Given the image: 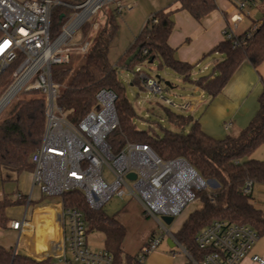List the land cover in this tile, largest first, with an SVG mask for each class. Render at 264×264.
<instances>
[{
  "label": "trees",
  "instance_id": "trees-1",
  "mask_svg": "<svg viewBox=\"0 0 264 264\" xmlns=\"http://www.w3.org/2000/svg\"><path fill=\"white\" fill-rule=\"evenodd\" d=\"M62 3L76 4L83 0H60ZM179 8L186 9L194 18L199 19L217 7L216 0H178ZM75 9L65 4L56 5L51 16L50 37L56 36L65 19ZM115 9L105 14L101 24L91 38V45L84 53V61L69 76L70 68L56 65L52 77L62 87L57 103L62 107L68 121L77 123L93 106L95 94L100 88L111 89L115 93V109L118 125L106 136L111 153H117L126 141L148 144L162 159L181 157L214 188L206 187L195 191L200 201L181 221L179 227L171 231L175 240L184 245L193 256H201L194 236L214 219H228L233 222L253 226L259 237L264 236V209L254 204L250 190L244 188L248 183L264 184V158L250 156L252 151L264 144V89L258 95V108L247 125L236 134L214 138L205 133L197 118L161 104L165 116L174 129L163 128L162 133H149L138 128L134 121L137 115L125 95V87L119 79V69L132 71V83L140 88L143 82L136 67L146 61L157 62L158 68H170L186 82L193 83L210 96L218 94L232 73L243 60L254 67L264 61V13L256 28L247 29L232 38H222L208 52L213 56L211 70L192 78L193 64L178 59L174 49L168 44V35L173 27L171 9L162 7L152 12L143 23L134 41L115 63L108 59V51L118 31ZM155 19V20H154ZM93 20H86L78 29V42L90 38ZM250 34H248V32ZM89 36V37H88ZM236 40V44L233 41ZM136 47L139 52L126 63L127 57ZM11 68L7 67L0 79L2 86L9 81ZM170 85V84H169ZM29 98L17 99L7 113L0 119V180L10 178V173L20 174L31 171V153L39 146L44 132L45 99L38 91ZM189 126L184 131L183 128ZM26 194L14 197L3 193L0 196V229L9 225L10 218L6 209L26 203ZM64 207H75L82 211L89 229H98L106 237V248L114 261L120 259V239L124 226L113 217L105 215L100 208H91L80 189L66 190L61 194ZM32 201V200H31ZM114 242L109 241L111 236ZM112 240V241H113ZM146 243V242H145ZM173 250V247H170ZM134 255L126 254L130 263ZM50 258L36 260L24 253L15 252L0 244V264H49Z\"/></svg>",
  "mask_w": 264,
  "mask_h": 264
},
{
  "label": "built area",
  "instance_id": "built-area-1",
  "mask_svg": "<svg viewBox=\"0 0 264 264\" xmlns=\"http://www.w3.org/2000/svg\"><path fill=\"white\" fill-rule=\"evenodd\" d=\"M107 0H83L76 4L60 0H0V79L3 71L11 68L9 81L0 84V114L21 90L38 91L45 99L46 123L39 146L31 153V188L39 185L46 197H55L58 208V240L56 249L41 257L31 250V223L36 209L26 218L31 202L30 193L21 219L9 221V227L18 231L14 251L36 260L50 258L49 264H114L112 254L105 248L92 249L86 239V223L82 211L64 207L61 194L66 190L80 189L91 208H100L113 194L123 195L124 187L141 204L144 211L155 218L157 230L135 254L130 263L146 264L147 255L157 248L165 236H170L178 250L186 257V264H239L249 255L259 238L256 229L247 223L228 219H214L199 230L194 240L201 256H193L178 243L161 215H179L184 207L196 198L195 191L208 187L205 181L183 158L164 160L146 143L126 141L115 154L109 150L107 134L118 125L114 105L115 93L100 88L93 106L77 123L67 120L57 103L61 83L52 77L54 65L69 61L73 46L85 53L91 40L81 44L73 41L76 30ZM254 0H235L237 12L229 19L232 26L222 29L224 38H232L236 21ZM65 4L75 10L65 19L59 33L50 37L51 16L56 5ZM155 20V19H154ZM92 23L93 27L97 24ZM254 25L250 30L256 28ZM251 31L248 32L250 34ZM71 42H74L71 44ZM236 44V40L233 41ZM139 71L143 87L157 93L171 108L187 110L190 102L177 103L162 94V80ZM230 122L225 123L228 127ZM106 164L112 174L108 179L103 173ZM134 172L133 179L126 175ZM246 191L251 187L247 183ZM21 193L17 192V196ZM24 228L29 229L27 242ZM28 243V244H27ZM252 261L264 264V257L251 254Z\"/></svg>",
  "mask_w": 264,
  "mask_h": 264
},
{
  "label": "crops",
  "instance_id": "crops-1",
  "mask_svg": "<svg viewBox=\"0 0 264 264\" xmlns=\"http://www.w3.org/2000/svg\"><path fill=\"white\" fill-rule=\"evenodd\" d=\"M216 2L217 7L199 19L194 18L186 9L179 8L178 1L172 8L173 27L168 35V44L174 49V54L178 59L194 65L192 78L211 70L213 56L210 58L211 55H208L207 52L223 38L222 29L232 26L229 17L237 12L235 0H216ZM262 13H264V0H254L236 21L234 33L239 34L260 24ZM207 56L209 59L205 60ZM168 83L171 86L169 81ZM262 89H264V61L254 67L248 60H243L218 94L210 96L189 82L187 90L182 96V102H190L185 113H190L194 118H197L205 133L214 138H223L227 134H236L247 125L258 108L257 98ZM226 122H230L228 127H225ZM250 156L258 159L264 158V144L257 146ZM20 193L27 195L23 191ZM253 202L264 209V200L261 197L258 200L254 199ZM194 208L181 212L178 215L179 224L174 228L170 227V230H176L185 216ZM57 216L58 208L53 204L40 206L36 209L31 223L30 252L33 255L41 257L56 249V241L59 236ZM12 219L17 218H10V220ZM10 229L16 231L18 237V231ZM169 237L168 235L164 237L166 242L164 247L158 246L147 255L146 264H186V257L182 253L177 252L172 255L176 245L169 246L167 239L170 244H173ZM259 238L253 244L249 255L257 254L264 257V236ZM3 246L7 248L6 245ZM170 247H173V250H170ZM9 248L11 249V246ZM249 255L243 258L239 264H260L252 261Z\"/></svg>",
  "mask_w": 264,
  "mask_h": 264
},
{
  "label": "rangeland",
  "instance_id": "rangeland-1",
  "mask_svg": "<svg viewBox=\"0 0 264 264\" xmlns=\"http://www.w3.org/2000/svg\"><path fill=\"white\" fill-rule=\"evenodd\" d=\"M177 1L178 0H107L104 2L101 8H99L90 16L89 20H93V22L98 26V24L103 22L106 13L114 11L115 9L119 11L117 13L118 31L116 36L113 38L108 51L109 61L111 63H115L118 57L127 50V48L134 41L137 33H139L146 18L152 12L162 7L172 9L176 6ZM235 10L237 11L236 8ZM96 27H93L89 33V36L91 35L90 38L86 37L83 42H85L87 39L91 40L93 34L96 31ZM78 29L74 34L73 41L76 44H81L77 41L79 39ZM74 42H71V44ZM212 56L216 55H211L210 58H212ZM206 59H209V56L205 57V60ZM83 61L84 53L78 52L77 46H73L69 52V61L61 65H65L70 68L69 76H71V74H73L79 65L83 63ZM139 68L141 71L151 77H156V75H158L162 80V94L177 103H182V96L185 93V90H187L189 82L183 81L181 76L170 68H158L157 62L148 63L144 61L139 65ZM119 79L125 87L126 97L133 105L137 114L134 118V121L138 128L146 129L149 133L156 132L158 134L162 133L163 128H176L168 122L163 108L161 107V104L165 106L167 104L162 101L157 93H153L145 87L140 88L136 83H132V71H128L123 68L119 69ZM166 80L171 83V86L165 84L164 81ZM33 95V92H25L23 90L19 91L12 101L7 105V107L2 111L0 114V119L7 113V111L17 99L29 98ZM172 109L183 113L187 111L185 109L175 107ZM188 129L189 126H185L183 128L184 131ZM103 173L108 179H112V174L106 164L103 165ZM30 180L31 171H23L18 175L15 173H10L9 179L0 180V196L3 193H7L9 196L14 197L17 192L21 191L26 192L28 195L31 187ZM207 185L210 188L215 187L214 184H210L208 182ZM123 190L125 192L123 195L120 196L118 194H113L101 206V211L105 215L115 218L124 226V234L119 241L121 256L119 261H114V264H127V259L125 258L126 254L134 255L138 253L145 242L150 239L153 232L157 230L155 218L143 210L141 204L135 199L133 195L128 193V189L126 187H124ZM250 192L253 200H258L260 197L262 200H264V184L254 183L251 186ZM30 196L32 201L29 203L26 210L27 219H29L31 216V210H33V208L37 209L40 206L51 204L53 203L54 199L58 198L57 196L49 198L46 197L43 193H41L39 185L33 186L32 190L30 191ZM48 201L52 202L47 203ZM199 205L200 201L198 199H194L184 207L182 212H185L187 209L190 210L192 207H199ZM25 207L26 203L13 205L6 209V213L10 218L21 219L25 211ZM178 217V215L175 216L174 221L170 225L166 226L173 228L176 227L179 224ZM17 238L16 231L11 230L9 227L0 229V244L6 245L7 248L11 246V249L13 250L16 245ZM113 238H115V235H112L111 239L109 238L108 240L114 242ZM86 239L89 247L92 249H107L105 246L107 241L105 240L106 237L104 233L96 228L89 229L87 231ZM165 244L166 242L163 239L158 246L164 247ZM174 250H178L177 246L174 247Z\"/></svg>",
  "mask_w": 264,
  "mask_h": 264
},
{
  "label": "water",
  "instance_id": "water-1",
  "mask_svg": "<svg viewBox=\"0 0 264 264\" xmlns=\"http://www.w3.org/2000/svg\"><path fill=\"white\" fill-rule=\"evenodd\" d=\"M139 52V47H136L135 48V50L133 51V53H131L128 57H127V59H126V63H128L137 53ZM156 77H158L159 78V76L158 75H156ZM165 82V84L166 85H169V83H168V81H164ZM128 178H131V179H133L134 177H135V173L134 172H129V173H127V175H126ZM160 219L166 224V225H170L173 221H174V216H172V215H161L160 216ZM23 235H24V237L26 238V240H27V242H28V240H29V229L28 228H24V230H23ZM169 240H171L172 242H173V240H172V238L171 237H169ZM167 243L169 244V246H173L174 245V242H173V244H170L169 243V241H168V239H167ZM28 244V243H27ZM13 253H15V251L13 250Z\"/></svg>",
  "mask_w": 264,
  "mask_h": 264
}]
</instances>
